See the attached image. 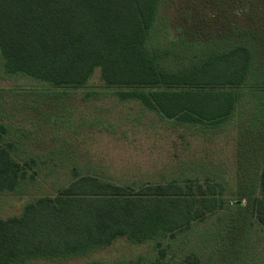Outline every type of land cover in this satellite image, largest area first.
Returning a JSON list of instances; mask_svg holds the SVG:
<instances>
[{"label":"rangeland","instance_id":"obj_1","mask_svg":"<svg viewBox=\"0 0 264 264\" xmlns=\"http://www.w3.org/2000/svg\"><path fill=\"white\" fill-rule=\"evenodd\" d=\"M241 45L253 52L252 78L264 75V0H160L148 50L160 69L177 73ZM123 90L131 89L107 85L100 69L68 88L11 74L0 53V145H11L27 172L15 190L0 193V218L20 217L27 205L83 176L135 190L170 182L191 183L195 192L215 186L222 207L174 237L143 244L121 237L86 255L25 264H182L190 256L204 264H264V227L251 208L262 167L242 165L247 151L239 149L244 137L234 132V117L218 127L182 124L138 100H121Z\"/></svg>","mask_w":264,"mask_h":264},{"label":"trees","instance_id":"obj_2","mask_svg":"<svg viewBox=\"0 0 264 264\" xmlns=\"http://www.w3.org/2000/svg\"><path fill=\"white\" fill-rule=\"evenodd\" d=\"M159 4L0 0V53L6 70L68 88L85 85L100 69L107 85L131 89L119 92L121 100H138L182 124L218 127L237 114L241 90L264 97V75L258 69L252 78L253 52L245 45L182 72L160 69L148 50ZM263 105H256V117ZM11 149L0 145V193L15 190L27 177L26 165L13 159ZM259 167L260 196L252 199L251 208L264 227V166ZM197 191L191 183L147 184L135 190L80 177L55 197L27 205L20 217L0 218V264L82 256L121 237L136 244L174 237L222 207L215 186L199 185ZM151 264L165 263L159 259ZM182 264L204 263L190 256Z\"/></svg>","mask_w":264,"mask_h":264},{"label":"crops","instance_id":"obj_3","mask_svg":"<svg viewBox=\"0 0 264 264\" xmlns=\"http://www.w3.org/2000/svg\"><path fill=\"white\" fill-rule=\"evenodd\" d=\"M262 101L264 102V97L243 95L237 112L238 116H234L231 121L233 127H236L233 129L234 132H238L241 138L244 137L242 146L239 148L240 151H247L246 158L243 159L242 165L244 166L252 164L245 163L244 160L257 161L254 163L255 165L264 166V105L262 114L256 117V105Z\"/></svg>","mask_w":264,"mask_h":264}]
</instances>
